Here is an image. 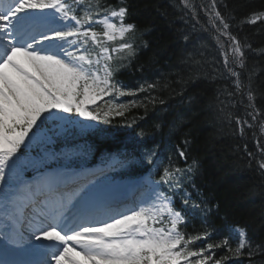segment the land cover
Segmentation results:
<instances>
[{"label":"snow or ice","instance_id":"snow-or-ice-1","mask_svg":"<svg viewBox=\"0 0 264 264\" xmlns=\"http://www.w3.org/2000/svg\"><path fill=\"white\" fill-rule=\"evenodd\" d=\"M181 3L199 24L196 5ZM200 8L214 29L224 68L235 78V91L225 90L227 96H247L246 103L220 100L224 106L220 112L228 104L240 103L243 115L224 113L229 124L235 121L241 137L246 128H259L264 135V107L257 105L264 93L253 87L255 70L246 63L252 53L264 57V48H253L231 31L234 24H264V10L253 9L237 22L223 0H210ZM129 12L125 0L116 6L101 0H0V264H225L245 248L249 257L264 253V243H254L239 226L226 225L229 235L211 239L216 229L206 218L219 205L206 200L194 182L199 162L193 159L186 167L175 163L176 157L187 162L191 141L184 136L173 147L164 140L165 135L171 139L179 121L168 124L166 134L162 119L150 128L140 126L130 134L125 150L103 167L59 163L70 160L72 153L56 152L53 146L71 129L84 132L93 124L125 116L133 107L147 111L149 104L165 103L154 94L169 87L164 78L144 80L135 88L114 79L116 69L130 66L137 55L138 29L126 22ZM93 24H101L103 31L97 32ZM118 38V44L112 43ZM196 79L190 75L181 82ZM141 92L147 94L146 103L117 102ZM73 116L91 123L81 124ZM138 119L143 117L126 120V126L133 127ZM256 147L259 157L246 144L244 150L249 166L255 161L264 177V142L257 138ZM26 150L36 155L29 156ZM117 167L149 175L117 184L108 175ZM29 170L30 179L25 177ZM189 217L202 218L203 231L187 233ZM233 235L238 237L235 247ZM198 240H204V246L189 247ZM217 248L226 254L215 258Z\"/></svg>","mask_w":264,"mask_h":264},{"label":"trees","instance_id":"trees-1","mask_svg":"<svg viewBox=\"0 0 264 264\" xmlns=\"http://www.w3.org/2000/svg\"><path fill=\"white\" fill-rule=\"evenodd\" d=\"M101 2L116 6L119 0ZM125 2L130 7L126 22L134 23L138 29L135 33L138 37L137 55L130 66L116 69L115 79L125 86L135 88L144 80L155 82L164 78L169 87L154 93L164 99L163 105L149 104L147 111L142 106L133 107L125 116H114L111 123L103 124V133L109 137L113 132H118L117 128L123 127L121 136H127L128 141L130 134L140 126L150 128L162 119L166 125V134L168 124L172 121L181 122L171 139L165 135L164 140L173 147L179 145L184 136L191 141L187 162L181 163V159L176 157L175 163L186 167L193 159L199 162L200 170L194 177V182L206 200L213 205H219L218 211L215 209L208 218L209 223L216 229L212 240H219L226 235V225H234L246 228L254 243H264V177L260 176L255 161L249 166V158L244 150L246 144L248 151L259 157L256 139L264 142V135L259 132V128H246L245 135L241 137L235 121L229 124L224 113L243 115V106L240 103L228 104L224 113L220 112V108L224 107L220 100L227 102L243 99L246 103L247 96L229 97L225 92L235 91L232 84L235 78L229 77L224 68V58L220 54L214 29L208 23V15L197 5V24L181 0ZM223 3L229 5L228 11L237 17V22L253 9L264 10V0H223ZM220 10L222 14H226L222 7ZM231 31L238 39H246L253 48H264V24L261 22L234 24ZM185 35L189 37L187 41L184 40ZM221 39L226 40L224 37ZM186 60H198L200 63H185ZM246 63L249 70H255L253 87L264 93V57L252 53ZM214 68L219 71H214ZM237 71H241L246 77L244 70ZM190 75L198 76L196 82L183 84L181 80H187ZM182 90L183 95H179ZM222 92L225 94L221 95ZM146 95L141 92L138 96H130L131 101L144 100L146 103ZM257 105L264 107V99L258 96ZM133 117L143 119H138L133 127H127L126 120L130 121ZM253 131L256 132V137L252 136ZM167 154L173 153L169 151ZM190 222L188 220L186 230L195 233L203 231L200 222L194 221L192 229ZM232 243L235 247L236 242L233 239ZM214 252L215 258L226 254L223 248L214 249ZM247 252L248 249L245 248L242 255L232 257L225 264H264V253L249 257ZM236 258L240 259L235 260Z\"/></svg>","mask_w":264,"mask_h":264},{"label":"rangeland","instance_id":"rangeland-1","mask_svg":"<svg viewBox=\"0 0 264 264\" xmlns=\"http://www.w3.org/2000/svg\"><path fill=\"white\" fill-rule=\"evenodd\" d=\"M188 2L189 3H191V4H194V5H198L199 7H200V5H207V4H209V0H188ZM101 25V24H100ZM101 29H102V31H103V27H102V25H101V27H100ZM119 39V38H118ZM72 118V117H71ZM80 123L81 124H84V125H89L91 122H88V121H83V120H80ZM94 126H95V124H93L91 127H89L87 130H91L92 128H94ZM144 178H147V177H144ZM143 178V179H144ZM179 198V197H178ZM233 237H235L236 238V240L238 239V237L237 236H235V235H233ZM86 264H87V262H86Z\"/></svg>","mask_w":264,"mask_h":264},{"label":"bare ground","instance_id":"bare-ground-1","mask_svg":"<svg viewBox=\"0 0 264 264\" xmlns=\"http://www.w3.org/2000/svg\"><path fill=\"white\" fill-rule=\"evenodd\" d=\"M20 59H21V60H23V58H22V57H21ZM77 251H79V249H77Z\"/></svg>","mask_w":264,"mask_h":264}]
</instances>
